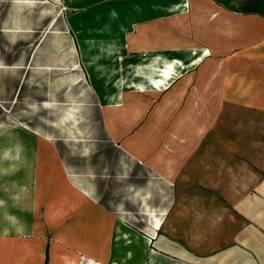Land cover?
I'll return each instance as SVG.
<instances>
[{
	"label": "crops",
	"instance_id": "0c3cea01",
	"mask_svg": "<svg viewBox=\"0 0 264 264\" xmlns=\"http://www.w3.org/2000/svg\"><path fill=\"white\" fill-rule=\"evenodd\" d=\"M69 63L124 137L106 180L6 128L38 71L64 104ZM101 261L264 264V0H0V264Z\"/></svg>",
	"mask_w": 264,
	"mask_h": 264
},
{
	"label": "rangeland",
	"instance_id": "374dc122",
	"mask_svg": "<svg viewBox=\"0 0 264 264\" xmlns=\"http://www.w3.org/2000/svg\"><path fill=\"white\" fill-rule=\"evenodd\" d=\"M20 46L24 49L27 45ZM29 46L31 45L27 47ZM72 52H76V47L72 48ZM70 60H76L75 56ZM40 75L39 71L35 74L36 92L30 91V88L28 91L27 87L22 88L20 105L15 109V113L10 112L12 119L6 123V128L24 126L27 130L35 131L38 143H47L51 140L62 149L65 160L72 169L82 170L88 174L100 173L101 179L106 180L110 173V156H108L110 149L119 147L124 137L111 141V136L104 127L101 114L96 108L103 94L96 90L100 81L93 80L86 73L83 65L73 66L69 63L64 66V104H60L55 99L45 98L47 94L44 91V80L38 79ZM129 134L130 132L126 135ZM5 146L9 148L8 145ZM36 158L39 159L37 154ZM118 199L125 201L124 195H119ZM102 200L106 205H110L108 187L104 190ZM126 200L127 206L131 207L133 213H138L135 214L137 220L133 222L140 228H145L146 222L153 219V212L140 215L142 211L148 210L142 205L136 189L131 191V197ZM135 254L139 255V253ZM99 264L104 262L101 261Z\"/></svg>",
	"mask_w": 264,
	"mask_h": 264
},
{
	"label": "bare ground",
	"instance_id": "6f19581e",
	"mask_svg": "<svg viewBox=\"0 0 264 264\" xmlns=\"http://www.w3.org/2000/svg\"><path fill=\"white\" fill-rule=\"evenodd\" d=\"M139 85V84H138ZM156 85H158V84H156Z\"/></svg>",
	"mask_w": 264,
	"mask_h": 264
}]
</instances>
